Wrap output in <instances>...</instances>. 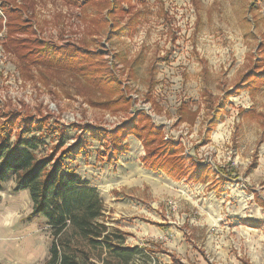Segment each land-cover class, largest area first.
Wrapping results in <instances>:
<instances>
[{
	"label": "rangeland",
	"instance_id": "rangeland-1",
	"mask_svg": "<svg viewBox=\"0 0 264 264\" xmlns=\"http://www.w3.org/2000/svg\"><path fill=\"white\" fill-rule=\"evenodd\" d=\"M62 1H37L36 36L62 46L87 38V49L98 56L74 64L21 60L3 47L10 36L3 12L0 129L14 141L22 123L43 122L40 157L54 155L62 132L67 146L56 157L87 140L82 155L66 164L97 187L103 221L124 234L125 246L140 248L138 264H264V80L249 77L242 84L245 75L261 71L255 69L260 56L263 68L264 0L124 1L125 14L112 33L106 28L90 39L99 6L73 0L67 9ZM34 45L28 41L27 50L36 52ZM226 99L223 121L206 138L213 103ZM126 101L129 108H123ZM140 112L165 140L210 164L214 174L191 182L150 170L135 136L125 140L129 150L110 162V140L87 130L112 132ZM15 188L11 178L0 192V264H43L51 229L43 216L33 215L29 192Z\"/></svg>",
	"mask_w": 264,
	"mask_h": 264
},
{
	"label": "trees",
	"instance_id": "trees-1",
	"mask_svg": "<svg viewBox=\"0 0 264 264\" xmlns=\"http://www.w3.org/2000/svg\"><path fill=\"white\" fill-rule=\"evenodd\" d=\"M24 1L22 5L15 2L18 6L12 7L10 1L5 0L3 4L6 3L7 7H1L9 19L10 36L3 44L6 50L11 49L21 60L33 57L32 61L38 63L56 58L63 63L67 59L68 63L74 64L76 60H93L98 56L95 51L87 49V38L77 45L68 42L64 46L39 39L34 28L35 15L32 14L34 1ZM89 1L87 6H99L97 18L90 19L93 24L88 31L87 37L90 39L102 34L106 28L112 33L113 26L118 23L122 14H125L122 3L130 0H97L95 3ZM66 2L74 5L73 0ZM18 34H31L35 37H15ZM28 41L35 42L36 52L27 50ZM262 52L264 49L261 47L260 53ZM261 57L255 60V69L261 71L258 70L253 77L245 75L243 85L249 83V77L254 83L264 80V64L263 68L259 66V63L263 62ZM97 77L98 80H105L104 76ZM112 86L117 87V90L121 89L116 82L112 83ZM245 88L239 87L237 91ZM226 102L227 99L219 104L213 103V115L209 120L206 138L211 136L217 124L223 120ZM129 103L130 101L124 102L123 108H129ZM106 104L110 105L109 102ZM43 125V122L28 125L22 123L14 141L5 132L6 128L0 129V192L11 178H15V191H28L30 194L33 215H41L47 220L52 233V244L49 256L43 264H138L136 258L143 252L138 246H125L124 234L107 226L103 221L105 207L100 193L84 180L75 168L66 164L67 161L82 155L87 147V140L80 138L56 157L55 155L67 146L66 132H62L52 152L54 155L40 157L38 152L45 146L41 137ZM87 132H92L95 138L102 140L105 137L110 140L111 147L107 148V159L110 162L117 161L121 154L129 150L125 140L135 136L144 145L146 155L143 164L150 170L162 171L174 180L185 179L191 182L206 181L210 178V173L214 174L210 164L201 163L193 156L186 157L184 148L165 140L163 130L141 112L112 132L104 130L100 135L93 129H88ZM40 133L42 135L37 136Z\"/></svg>",
	"mask_w": 264,
	"mask_h": 264
},
{
	"label": "crops",
	"instance_id": "crops-1",
	"mask_svg": "<svg viewBox=\"0 0 264 264\" xmlns=\"http://www.w3.org/2000/svg\"><path fill=\"white\" fill-rule=\"evenodd\" d=\"M17 1H18L17 3H18L19 5L24 4V0H17ZM33 1H34V11L32 12V14L34 13L35 15H38V12H37V8L39 9V7H38V2H37L38 0H33ZM55 1H59V2L63 3L62 0H55ZM69 7L71 8V5L67 3L65 8L68 9ZM63 9H64V8H63ZM1 10H2V9H1ZM1 12L3 13V11H1ZM3 15H4V14H3ZM4 18H5V17L0 16V19H4ZM36 20H37V18H36ZM35 23L38 24L37 21H35ZM222 121H223V120H222ZM222 121H221V122H222ZM258 158H259V157H258ZM258 162H259V160L257 159L256 162H255L254 168H250V170H251V169H256L257 166H258ZM250 167H251V166H250ZM86 181H88V180H86ZM88 182H89V181H88ZM90 185L93 186V187H95V188L97 189V187L94 186V185H92L91 183H90Z\"/></svg>",
	"mask_w": 264,
	"mask_h": 264
},
{
	"label": "built area",
	"instance_id": "built-area-1",
	"mask_svg": "<svg viewBox=\"0 0 264 264\" xmlns=\"http://www.w3.org/2000/svg\"><path fill=\"white\" fill-rule=\"evenodd\" d=\"M0 16L4 17L3 13L0 11Z\"/></svg>",
	"mask_w": 264,
	"mask_h": 264
}]
</instances>
